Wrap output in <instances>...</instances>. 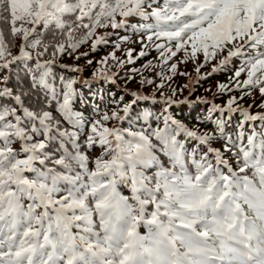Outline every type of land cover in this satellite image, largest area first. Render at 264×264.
Listing matches in <instances>:
<instances>
[{
  "label": "snow or ice",
  "instance_id": "6c2138e0",
  "mask_svg": "<svg viewBox=\"0 0 264 264\" xmlns=\"http://www.w3.org/2000/svg\"><path fill=\"white\" fill-rule=\"evenodd\" d=\"M129 17L143 22L131 24ZM0 24H9L11 35L6 43L0 29V264H264V130L247 134L246 144L243 131L249 122H264V113L252 114V106L231 97L226 106L211 105L205 119L215 124L213 131L189 128L172 115L173 106L210 102L179 100L176 89L165 95L160 83L159 100L155 92H131L132 102L124 103L109 93L111 113L86 121L76 108V77L53 73L58 55L73 56L89 41L92 53L107 44L108 33L97 36V28H131L141 37L139 56L154 47L165 64L177 54L173 43L192 59L202 52L205 63L232 43L213 73L226 70L232 57H245L230 81L247 89L244 95L258 90L264 108V0H0ZM37 26L54 28L63 38L46 42ZM16 40L19 54L13 55ZM132 52L127 61L114 52L89 59L100 66L92 79L115 84L119 74L111 69L133 63ZM18 64L22 78L11 71ZM242 73L247 79L241 82ZM158 75L164 79L163 71ZM139 83L155 81L143 77ZM185 87L189 95L195 91ZM217 87L220 93L233 90ZM140 100L162 106L159 115L142 114L157 122L155 128L125 132L108 126L130 118ZM93 111L99 113V105ZM228 114L241 117L235 139L226 130ZM218 140L222 147H213ZM97 146L103 155L90 169L87 152ZM233 148L238 172L226 157ZM141 224L147 235L138 233Z\"/></svg>",
  "mask_w": 264,
  "mask_h": 264
},
{
  "label": "trees",
  "instance_id": "16d2710c",
  "mask_svg": "<svg viewBox=\"0 0 264 264\" xmlns=\"http://www.w3.org/2000/svg\"><path fill=\"white\" fill-rule=\"evenodd\" d=\"M160 3H163V0H160ZM121 19L119 16H117V20ZM129 23L131 24H139L143 21L138 17H129L128 18ZM154 22V21H149ZM110 32H108L107 36V44L98 46L97 52L102 51L103 55L98 57L93 56H87L80 59H76V56H79L80 53H82L83 50L88 49V53L91 52V43L92 41H89L87 44L82 45L77 52L73 56L68 55H58L56 58V62L53 65V73L59 77L61 75L66 77H76L78 83L76 87L78 88L80 92V99L76 104V108L79 111H82L84 113V116L86 118V121L98 119L100 115L104 111H107L110 114V110L113 107V103L111 102L109 98V93H114L117 96V99H119L121 96L124 98V103H131L133 100V97L129 94L127 89H142L147 94H153L155 92L156 99H160V91H162L165 95H172V90H177V99L181 98L182 95L189 92V88L185 87V85H191V81L189 83V77L196 75V80L193 82L195 91L193 94V100L196 101L197 98L202 99V97H210L213 96L218 103L226 104L231 97H237V103L241 104L242 102L248 104L251 107V110L253 113H264V108H260L259 105L262 102L261 94H258V90H252L251 95H244L245 91H248L247 89L244 90H237L234 87V83L230 81V77L234 76V72L236 69L240 67L242 58L245 57H232L231 62L229 65H227V69L224 71L213 73L212 71V64L216 63L219 59L223 57V55H228V51L230 48L233 47V44L230 43L227 46L224 47L223 51H218L216 53V56L214 59L210 60L209 62L205 63V58L202 52H198L195 59L190 58L189 56H186L185 50L181 49L177 51L175 43L172 44V50L176 51L175 56H170L167 63H164L163 58L160 56V53L154 48L149 47L147 49V55L140 57L139 52L141 51V44L138 42L141 37L137 39L136 42H134L135 48H133L132 52V59L133 63L125 62L122 67L119 68H112L111 70L115 73H118L119 75L116 77V83L111 84L108 81L103 80H93L92 77L94 75V70L100 67L95 62L91 65H89L88 60L91 59L93 61H99L101 58L109 56L110 53H115L118 60L121 61H127L128 57L126 53L128 52L127 45L129 42L138 34H134L131 28H119V29H113L111 27ZM0 29L3 30L4 36H5V42L8 43L11 40L10 35V25L9 24H0ZM102 28H97L96 33L98 30ZM37 31L41 33V35L45 38V41H49L52 39V37L55 35L56 40H60L63 37L58 35L56 33V30L53 28L51 31H49L46 28H41L37 26ZM76 35H79L77 33ZM122 37H130L129 41H123ZM159 43H164L165 41L161 40L158 41ZM236 43H243L242 41H237ZM119 44V47H112L114 45ZM19 47H20V41L16 40L15 47H12L11 51L13 55L19 54ZM187 52H191V44L189 43L186 47ZM261 51H264V49H261ZM167 55V54H166ZM44 59H52L51 56L45 55ZM73 63H75V66L82 69L80 73H74L69 71V68L67 67H61L60 65H68L71 66ZM109 65L114 64L115 62L112 60L108 61ZM151 63L154 67L151 68H144V65ZM176 65V72L173 73L171 71V65ZM201 64H203V67H200L199 74L197 73L196 69ZM83 66V67H82ZM139 70V72L134 71ZM14 78L16 77V74L18 73L19 76L22 78L24 77L25 73L23 70V67L21 65L13 66L11 69ZM163 71L164 73V79L161 80V77L158 75ZM183 73H187V75H184ZM198 75L199 78L198 79ZM143 77H148L155 81L152 85H144L142 86L139 82ZM167 77H171V79H167ZM241 82L247 79L246 73H242L241 76L238 78ZM229 80V87H231L233 90L228 92L220 93L218 91V84H225V82ZM83 81H88L87 83H83ZM164 83V88L160 91H156V85ZM183 88V91L180 92V89ZM260 93V92H259ZM101 96L104 97L103 101H101ZM241 96H243V99H239ZM254 97V100L252 99ZM99 105L101 111L99 113L94 112V108ZM193 105V106H191ZM211 108V104L207 103H192L190 105L183 104L181 106L175 105L171 109L172 115L179 121L186 124L189 128H198L201 131H213L214 130V123L209 122L205 117L208 114L209 109ZM149 111L154 113L155 115H159L162 111V106L160 104H153L151 100L144 101L140 100L136 105H134V110L130 113V118L125 119L124 121H118L117 128L125 131V132H138V131H145L149 132L153 128L157 126V122L154 119H148L145 120L143 118V112ZM123 113V112H121ZM120 113V114H121ZM219 113H216L218 115ZM228 120L227 124V133L228 135L232 136L233 139L236 137V131L239 129L241 117L238 114L229 115L226 117ZM114 124L113 120L108 122V126L112 127ZM67 126V125H66ZM160 126L163 127L162 122L160 123ZM253 130L255 132L260 133L262 130H264V122L261 121H252L245 125V128L243 129L245 133V140L244 143H247L246 136L247 134L251 133ZM239 143V142H238ZM195 142H192V145H189V148H191ZM223 144V141L218 140L213 143V145L217 148H221ZM14 147L18 148L19 144L13 145ZM237 151V148H233L232 152L226 153V157L231 164L233 170L239 171V166L236 163V157L233 155V153ZM89 157V168L94 169L95 164L94 161L97 158H100L103 155V149L99 146L89 149L88 152ZM104 159H108L107 156L104 157ZM161 160L164 161V165L168 166V161L165 157L161 156ZM191 171H194V169H190ZM227 171V169H225ZM252 172L253 169L249 168L247 170V174L249 178H252ZM151 174V173H150ZM243 175V174H241ZM124 195H130V192L126 188L120 189ZM245 207V211L247 212V207ZM149 211H151V205L149 206ZM75 230V229H73ZM76 231V230H75ZM138 233L140 235H147L148 230L147 228L141 224L138 229Z\"/></svg>",
  "mask_w": 264,
  "mask_h": 264
},
{
  "label": "rangeland",
  "instance_id": "374dc122",
  "mask_svg": "<svg viewBox=\"0 0 264 264\" xmlns=\"http://www.w3.org/2000/svg\"><path fill=\"white\" fill-rule=\"evenodd\" d=\"M108 32H110V28L108 27V28H102V29H100V30H98L97 31V36H103L105 33H108ZM140 37V35L138 34L137 36H135L130 42H129V44L127 45V48L128 49H133V48H135V45H134V42H136L137 41V39ZM112 47H115V46H112ZM141 50H142V46H141ZM89 50L88 49H85V50H83L82 51V53H84V52H88ZM103 55V52L102 51H99V52H97V53H90V55L89 56H93V57H98V58H100L101 56ZM227 55L225 54V55H223V57L221 58V59H223L224 57H226ZM221 59H219L216 63H214V64H212V66H211V68H212V71H213V67L214 66H217L218 64H219V61L221 60ZM71 66H75V63H73ZM83 67V66H82ZM81 69V68H80ZM227 69V68H226ZM216 73V72H215ZM196 75H193V76H190L189 77V83H190V81H191V85H192V87H194V81L196 80ZM229 80H227L226 82H225V84H229ZM127 91L129 92V93H131V92H139L140 94H142V95H147V96H151V94H147L144 90H142V89H127ZM258 94L260 95V93L258 92ZM116 95V94H115ZM116 97V99H117V96H115ZM185 97H187L189 100H191V101H194L192 98H193V94H191V95H189V92L188 93H186V94H184V95H182L181 96V98H179V100H183ZM252 99L254 100V97H252ZM200 100H207V101H209L210 102V104L212 105V104H216V105H221V106H226L227 105V103L226 104H221V103H218L217 102V100L213 97V96H210V97H202V99H200ZM190 104H192V103H188V105H190ZM204 104H207V103H204ZM178 106H181V105H183V104H177ZM240 106H242V107H245V108H248L249 107V105L248 104H246V103H244V102H242L241 104H239ZM191 106H193V105H191ZM115 107V105L113 104V107H112V109ZM112 109L110 110V113H111V111H112ZM250 111H251V113L252 114H256V113H253L252 112V110H251V108H250ZM121 115H123V113H121ZM218 115H220V114H218ZM229 115H233V114H228V116ZM227 117V116H226ZM226 117H223V118H225L226 119ZM206 118V117H205ZM113 122H114V124H113V126L112 127H117V125H118V121H116V120H113ZM214 127H215V124H214ZM213 147H215L214 145H212ZM215 148H217V147H215ZM73 231H75V230H73Z\"/></svg>",
  "mask_w": 264,
  "mask_h": 264
}]
</instances>
